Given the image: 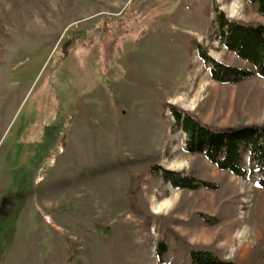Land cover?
Wrapping results in <instances>:
<instances>
[{
    "label": "rangeland",
    "instance_id": "rangeland-1",
    "mask_svg": "<svg viewBox=\"0 0 264 264\" xmlns=\"http://www.w3.org/2000/svg\"><path fill=\"white\" fill-rule=\"evenodd\" d=\"M216 7L264 24L253 0H0V264H190L191 247L264 264V186L187 151L166 106L264 125V79L220 83L199 56L251 66Z\"/></svg>",
    "mask_w": 264,
    "mask_h": 264
},
{
    "label": "trees",
    "instance_id": "trees-1",
    "mask_svg": "<svg viewBox=\"0 0 264 264\" xmlns=\"http://www.w3.org/2000/svg\"><path fill=\"white\" fill-rule=\"evenodd\" d=\"M257 11L264 16V0H253ZM217 39L239 58L246 60L251 66L233 65L215 58L200 43L197 42L199 56L210 70L211 77L224 84H235L254 75L264 79V24L247 22L231 18L220 7H216ZM3 24L0 22V30ZM174 124L186 134V149L192 153H202L219 169L229 171L240 178L258 177L260 186H264V125H239L218 127L203 122L192 112L174 104H166ZM159 169H161L159 171ZM155 173H160L163 179L175 188L199 189L214 187L208 181L198 179L176 170L153 166ZM130 207L140 216L144 215L140 207L137 191L127 194ZM146 219L150 216L145 215ZM207 221L214 223L209 216ZM166 243L160 241L157 245L159 261H164ZM190 264H239L236 261L223 258L209 248H190Z\"/></svg>",
    "mask_w": 264,
    "mask_h": 264
},
{
    "label": "flooded vegetation",
    "instance_id": "flooded-vegetation-1",
    "mask_svg": "<svg viewBox=\"0 0 264 264\" xmlns=\"http://www.w3.org/2000/svg\"><path fill=\"white\" fill-rule=\"evenodd\" d=\"M5 202H6V201H4V202H3V204H1V205H2V207H4V206H5Z\"/></svg>",
    "mask_w": 264,
    "mask_h": 264
},
{
    "label": "crops",
    "instance_id": "crops-1",
    "mask_svg": "<svg viewBox=\"0 0 264 264\" xmlns=\"http://www.w3.org/2000/svg\"><path fill=\"white\" fill-rule=\"evenodd\" d=\"M261 15V14H260ZM262 16V15H261ZM264 17V16H263ZM241 59V58H240ZM243 61L247 62L246 60L242 59ZM234 65V64H233ZM239 66V65H238ZM244 67V66H243Z\"/></svg>",
    "mask_w": 264,
    "mask_h": 264
}]
</instances>
